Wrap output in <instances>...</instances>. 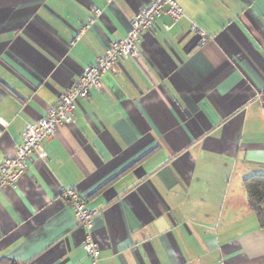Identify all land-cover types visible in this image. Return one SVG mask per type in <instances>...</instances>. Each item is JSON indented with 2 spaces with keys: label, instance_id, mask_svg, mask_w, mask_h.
I'll list each match as a JSON object with an SVG mask.
<instances>
[{
  "label": "crops",
  "instance_id": "obj_1",
  "mask_svg": "<svg viewBox=\"0 0 264 264\" xmlns=\"http://www.w3.org/2000/svg\"><path fill=\"white\" fill-rule=\"evenodd\" d=\"M147 1L0 0V163ZM178 1L0 192V264H91L61 186L99 210V264H264L243 188L264 175V0Z\"/></svg>",
  "mask_w": 264,
  "mask_h": 264
},
{
  "label": "built area",
  "instance_id": "obj_2",
  "mask_svg": "<svg viewBox=\"0 0 264 264\" xmlns=\"http://www.w3.org/2000/svg\"><path fill=\"white\" fill-rule=\"evenodd\" d=\"M112 1L106 0L107 4H111ZM100 13L101 10L95 7L90 9L87 23L75 34L71 45L81 39ZM183 16L178 0H148L131 19L125 37L109 43L96 57L94 64L85 67L75 83L61 93L56 105L49 108L40 119L25 126L21 134V143L15 147L12 155L4 157L0 163V192L6 186L17 185L27 171L30 157L34 156L43 163L47 162L43 143L54 137L58 127L73 123L77 103L88 99L91 90L100 88L102 77L113 73L121 60L140 58L139 45L142 37L155 26L157 19L161 17L169 19L170 22L163 25L164 31L167 32ZM191 30L199 36L200 47L212 40L196 25H192ZM258 100L260 102L262 100L261 93L258 94ZM60 193L70 208L74 225L83 233L82 250L91 264H99L100 249L92 234L93 221L99 210L87 209L85 200L76 187L61 186Z\"/></svg>",
  "mask_w": 264,
  "mask_h": 264
},
{
  "label": "trees",
  "instance_id": "obj_3",
  "mask_svg": "<svg viewBox=\"0 0 264 264\" xmlns=\"http://www.w3.org/2000/svg\"><path fill=\"white\" fill-rule=\"evenodd\" d=\"M248 209L254 214L260 227H264V175L255 174L243 180ZM8 264H16L10 261Z\"/></svg>",
  "mask_w": 264,
  "mask_h": 264
}]
</instances>
